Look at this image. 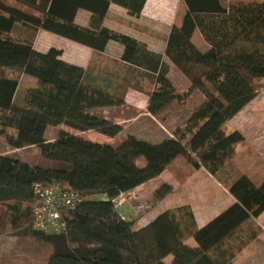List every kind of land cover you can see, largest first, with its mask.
Listing matches in <instances>:
<instances>
[{
    "label": "trees",
    "instance_id": "obj_1",
    "mask_svg": "<svg viewBox=\"0 0 264 264\" xmlns=\"http://www.w3.org/2000/svg\"><path fill=\"white\" fill-rule=\"evenodd\" d=\"M146 1L0 0V137L13 129L16 136L8 134L11 147L37 146L44 158L57 164L32 165L0 154V207L6 214L3 229L26 228L31 236L52 244L48 264H168L165 258L170 254L172 264H226L212 257L211 249L242 222L264 211V181L256 184L246 174L229 187L238 201L202 228L187 205L168 209L139 229L115 209L113 197L162 174L178 157L195 168L219 174L235 156V145L245 140L240 130L226 133L222 127L257 96L250 78H264V1H231L225 6L220 0H184L187 10L182 22L172 26L165 49V55L192 80L182 94L169 81L162 54L104 24L112 2L139 16ZM80 9L92 13L88 26L76 21ZM39 28L97 51H105L112 41L121 44L125 62L156 75L148 107L152 114L173 101L186 102L196 89L203 92L204 99L172 136L159 142L129 134L121 145L114 146L64 129L49 140L47 128L62 124L115 137L123 126L91 110L123 105L125 100L123 95L87 83L85 68L63 60L62 49H36L34 35ZM196 30L207 49L194 44ZM222 61L227 68L219 79L211 70ZM194 66L202 69L216 92L192 73ZM8 70L15 73L8 74ZM20 73L39 79L27 92L24 104L15 100ZM36 182L82 191L83 202L63 212L66 231L55 234L33 228V211L39 204L33 190ZM172 189L162 186L155 198H165ZM95 194L107 199L93 198ZM188 238H194L198 246L186 244Z\"/></svg>",
    "mask_w": 264,
    "mask_h": 264
},
{
    "label": "rangeland",
    "instance_id": "obj_2",
    "mask_svg": "<svg viewBox=\"0 0 264 264\" xmlns=\"http://www.w3.org/2000/svg\"><path fill=\"white\" fill-rule=\"evenodd\" d=\"M148 3L146 5V10L144 14V10H142L139 16H131L129 17L130 13L128 10L120 9L119 6L113 5L109 13V17L106 19V26L115 27L117 29H121L118 31H124L123 33L132 35L130 32L138 34L137 26L140 24V21H144L145 19L148 22H153L155 24H160V30L163 31L161 37L167 32L174 24H180L182 22L183 16L187 10V5L184 0H147ZM146 1V2H147ZM224 4H226L229 0H222ZM231 1V0H230ZM233 3L239 1H258V0H232ZM121 10L122 12V19L119 18L118 20V11ZM144 14V15H143ZM118 16V17H117ZM124 16V17H123ZM131 20V21H130ZM120 26V28H119ZM123 26V27H121ZM128 30L130 32H128ZM147 30H149L147 28ZM145 31V30H144ZM148 33V31H147ZM146 33V35H147ZM134 35V34H133ZM145 36V35H144ZM148 36V35H147ZM152 38H156L152 36ZM151 36L145 37V39H152ZM194 44L202 50L207 49V44L205 43L202 34L199 30H196L194 36L192 38ZM56 45H64L67 46L66 43H63L59 39L53 40ZM151 41H148L150 43ZM112 44H116L113 42ZM118 44V43H117ZM160 47L161 51L165 50V42L164 40L157 45ZM113 50L112 48H110ZM109 49V51H110ZM166 56V55H165ZM165 65L168 67L169 71L167 77L169 76V81L175 87L176 92L182 94L187 91L192 86L191 78L184 73V71L175 65L169 58L166 56ZM94 64V66H98L99 70L104 66L112 72L109 75V78L114 80V85L117 87L116 90H108L111 93L117 94L121 92V95H127L132 93L133 91L130 88H140L143 89H155V82H156V75H151L146 71H142L138 67H133L129 64L124 63L122 60H112L109 57L100 55L98 58L94 55L91 58L90 65ZM227 68V63L222 61L217 65L214 69L211 70V73L214 74L217 78L222 79L225 75V71ZM15 73L14 71L8 70L7 73ZM192 73L198 76L201 79L205 86L212 92H216L215 88L210 84V82L203 76L202 69L194 66L192 69ZM106 76V74H104ZM20 76V84L16 93V103L17 104H24L27 92L31 88H35L38 83L39 79L29 74H19ZM251 83L253 84L254 89L258 92L257 96L254 100L248 105L241 113L235 116L233 119L229 120L224 124L222 127V131L231 132L237 128H241L247 132V139H251L254 135V130L252 129L251 123L248 122L250 115L252 116L257 115L259 117H264V78H250ZM92 85L96 88H101L98 85L105 86V83H94ZM121 89V90H120ZM144 90V89H143ZM129 92V93H128ZM137 93H139L136 90ZM203 92L196 89L193 93L188 97L186 102L180 103L178 101V106H173L168 113H164L161 115L162 118L153 119L152 117H148L149 114L145 113L143 110L142 112H138L136 109L129 107V106H119V107H108L99 111L102 115L108 117L110 120H122L127 119L125 121H121V125L123 126V130L116 135L115 137H110L104 134L98 133H88L86 136L94 140L100 141H110V143L114 146L121 145L127 138L129 134L137 135L138 137L157 141L160 140V131L164 130L167 135H170L179 125L180 119H184V114L187 112L195 109L197 105H199L202 97ZM99 108V107H98ZM172 112H178L174 119H177L178 122H174L170 120V114ZM151 116V115H150ZM165 116V118H163ZM129 118V119H128ZM149 118V119H148ZM247 118V119H246ZM64 125V124H62ZM64 128V126H61ZM59 126L50 125L47 128L46 135L53 136L58 135L60 132ZM8 134L15 135L16 132L13 129L8 130V132L0 137V154H9L11 156L17 157L21 160L29 162L32 165H42L44 167H53L56 166V162L46 159L41 155L40 148L37 146H25L23 148H13L9 145L8 142ZM85 136V137H86ZM87 138V137H86ZM246 139V137H245ZM239 143L240 145L237 147V157H233L234 159L231 160L225 168L220 172V174L213 175L212 178L209 177L206 171L198 170L193 167V165L188 164L187 160L183 157H178L168 168L157 177L149 180L144 185L145 192L149 191V194H145L143 192L131 193V195L126 196V201L135 200L136 202L141 201L139 204L141 208H148L146 207L151 205L157 201L155 198L156 191L160 189L164 185L175 184L178 186L179 183H183L184 181H194V184L200 183L205 180L214 182L217 180L221 181L222 183H227L225 178L229 176L234 170L242 169H249L250 164V157L246 156V150H249L251 143L249 141ZM236 147V145H235ZM139 164L143 165V158H140ZM233 164V165H232ZM172 167L174 169L172 170ZM242 172H248L247 170H241ZM234 173V172H233ZM175 175V176H174ZM215 177V178H214ZM213 180V181H212ZM204 186L203 188L209 189L207 183H202ZM193 185V183H192ZM180 186V185H179ZM173 187V186H172ZM181 188H175L176 191L173 194H169L165 197V201L171 203L172 196L176 198L178 196V192L182 190ZM156 190V191H155ZM186 188H184V191ZM200 194H207V191L204 189L201 190ZM102 194H95L93 198L99 199ZM140 195V197H139ZM196 194L190 191V198L193 199ZM129 199V200H128ZM164 199V198H163ZM162 200V199H161ZM159 205H163V203ZM190 207V206H189ZM122 206L118 209V212L122 211ZM259 217V216H258ZM6 214L4 212L3 207H0V264H48L51 255L53 254V246L49 242H45L43 240H39L30 235L26 228H21L17 231L6 232L3 228L5 225ZM263 224L264 226V213L259 218V226ZM262 227V226H261ZM264 239V236H262ZM174 260L173 254L168 255L165 258L166 263L172 264Z\"/></svg>",
    "mask_w": 264,
    "mask_h": 264
},
{
    "label": "crops",
    "instance_id": "obj_3",
    "mask_svg": "<svg viewBox=\"0 0 264 264\" xmlns=\"http://www.w3.org/2000/svg\"><path fill=\"white\" fill-rule=\"evenodd\" d=\"M220 1L222 2V4H224V2L222 0H220ZM231 1L229 0L224 5L225 6L229 5V3ZM260 1H264V0H260ZM147 3H148V1L145 3V6L143 8L144 14H145V10H146L145 7H146ZM113 5L119 6V8L121 7L120 9H123L125 11L128 10L127 8H125L123 6H120V5L112 2L110 5V8H109V11L106 15L105 23H106V19L109 17V13H110L111 9L113 8ZM117 11H118L117 13L119 16V17L117 16L118 20H119V18L122 19L123 14H122L121 10H117ZM129 15H130L129 17L132 16L131 14H129ZM91 16H92V13L89 10L80 9L77 13L76 21L80 25L88 26L90 23ZM139 23L140 24H138V26H137L138 34L130 32L129 30H128V32H130L133 37L137 38L141 42L146 43L148 48L151 49L152 51L162 54L164 61H165V59H167L165 56V50L161 51L160 47H157V45L160 44V42L164 40L165 49H166V44H167V40H168L171 29H169L166 36L164 34L161 37V34L163 31H161L159 28L160 24L148 22V20H146V19L144 21H140ZM107 27L115 29V30H121V29H117L115 27H110V26H107ZM121 27H123V26H121ZM119 28H120V26H119ZM147 28L149 30H147ZM147 31H148V33H147ZM120 32H122V31H120ZM146 33L148 36H151V38H152V36H155L156 38L146 40L145 37H148L146 35ZM55 38L59 39L63 43H66L67 46L65 47L64 45H56V43H54V41H53ZM148 41H151V42L148 43ZM113 42L114 41H112L108 44L105 51H97V50L93 49L92 47H89L87 45H84L82 43H79L77 41L63 37L61 35H58L56 33H53L51 31H48V30H45L42 28L37 29L35 32V35H34V46L36 49H38L40 51H47L51 47H56V48L62 49L63 54H62L61 58L63 60L70 62V63H73V64H76V65H80V66L85 68L86 79H87L85 81L87 83H89L91 85H95L94 83H97V81L100 83H103V81H104L105 86H103V85H98V86H100L101 88L106 89V90H116L117 91V87H116V85H114V80L112 78H109V75L112 72V70H109L108 68H106L104 66L99 70L98 68H100V67H98L97 65L96 66H94V64L90 65L91 58L94 55L97 58L100 55H103V56L109 57L112 60H122L124 63L129 64L122 59L124 47L119 43L117 44V42H116V44H112ZM110 48H112L113 50H111ZM109 49H110V51H109ZM129 65H131V64H129ZM131 66H133V65H131ZM133 67H136V66H133ZM139 69H141L142 71H146V72L150 73L151 75H154L152 72H150L148 70H145L142 68H139ZM104 74H106V76ZM168 78H169V76H168ZM143 89H141V87L135 88V90L130 88V90L133 92L132 93L128 92L129 94H127V95L125 94L124 95L125 103L123 105H119V106H126L127 105L129 107L136 109L138 112H140V111L142 112L144 110L145 113L149 114L148 117L149 118L152 117L153 119L162 118L161 115H163L164 113L171 112L170 109L173 106H175V110H176V107L179 104L177 100L171 102L169 105H167L163 110H161L157 114H152L149 111L148 107H149V103L151 100V94L154 91V87L150 90L145 89V88H143ZM136 90L139 93H137ZM121 92L122 91L118 92V95L122 96ZM203 99H204V96L202 97V99H201L199 105H197V107L201 105ZM250 103H248L239 113H241L248 105H250ZM119 106H115V107H119ZM108 107H111V106L94 108L91 110V112L96 113V114L102 116L103 118L113 122V123L122 124L121 121L127 120V119L110 120L108 117L99 113V111L106 109ZM112 107H114V106H112ZM193 110L182 115V116H184V119H180L179 120L180 123L184 122ZM177 113L178 112H172L170 114V120L171 121L173 120V117H175L177 115ZM252 114L248 118V119H250V120H248V122L251 123L252 129L254 130V132H253L254 135L251 137L250 140L247 139L248 136H247V132L245 130H243L241 128H237V130H240L244 134V136L246 137V139L242 142L245 143V142L249 141L251 143L249 150H246V156L250 157L251 166L249 169H243V168L241 169L240 168L239 170H237V169L234 170V168H233V170L229 174V176H227L225 178L227 183H222L221 181L217 180L216 182H214V185H213L212 182H209L208 180L206 182L205 180H203L201 182V184L200 183L194 184L195 183L194 181L186 180L182 184L179 183L178 186H175V184H172L173 189H172L171 194H173L176 191L175 188H181V187H183V188L180 192H178V196L176 198H174L175 196H172L171 203H168L167 201L162 202V201H165V198H164L162 200H157L156 202L151 203L150 207H148L146 209L145 208L140 209V206H139V204L141 203L140 200H138L140 203L136 202L135 200L125 201L122 205V208H121L122 211L120 213H123L127 216L131 215L132 217L130 220L134 221V225H135L134 228L139 229V228L149 224L151 221H153L162 212H164L168 209H174V208H177L180 206L187 205V206H190L191 210L194 213L197 226L199 228L205 227L207 224H209L216 217H218L220 214L225 212L228 208H230L234 203H236L238 201L237 198L230 192L229 187L239 176L246 174L256 184H261L264 181V117H259L257 115L252 116ZM163 118H165V116ZM173 121L178 122L177 119H174ZM61 126H64V128ZM59 128L64 129V130L69 131V132L74 133V134L83 135L84 137L88 133H98L99 135L102 134V133H100L96 130H93V129L80 132V131H77V130H75L71 127H68L66 125H59ZM159 131H160V136H161L160 140H157V141L155 140L153 142H159L161 140L167 139V137L172 136L173 132H174L173 131L170 133V135H167L166 132H164V130H159ZM56 136H57V134L53 135V136H47L46 135V138L49 140H53ZM86 137L88 139H91V137L90 138L88 136H86ZM91 140L97 141L100 143H106V142L110 143V141H100V140L98 141V140H94V139H91ZM150 141H152V140H150ZM239 145L240 144L237 143L236 147H235V149H236L235 156L236 157L238 154L237 147ZM173 169H174V167H172V170ZM195 169L206 171L207 174L209 175V177H211V178L213 176V174L211 172H209L204 167L195 168ZM241 170H247L248 172H242ZM192 183H193V185H192ZM202 183H207L209 189L203 188L204 185ZM144 185H146V183L134 188L133 190H130V192L135 193L137 191L138 193H140V192H143V190H144V193L146 195L149 194V191L145 192V190H147V189H144ZM184 188H186L185 191H184ZM202 189H204V191H207L208 193L207 194H200L202 192L201 191ZM191 190H192V193L196 194V196L193 199L190 198V191ZM139 197H140V195H139ZM99 199H107V196L102 194L99 197ZM161 202L163 203V205H159ZM263 213H264V211L259 215V217L248 218L247 220L242 222L238 227H236L229 235H227L219 243V245H217L216 247H213L211 249L212 257H219L221 259V261H225L226 264H264V239L262 238V236H264V226H263V224H261L262 227L259 226V218ZM186 244H188L192 247L198 246V244L194 238H188L186 241Z\"/></svg>",
    "mask_w": 264,
    "mask_h": 264
},
{
    "label": "built area",
    "instance_id": "obj_4",
    "mask_svg": "<svg viewBox=\"0 0 264 264\" xmlns=\"http://www.w3.org/2000/svg\"><path fill=\"white\" fill-rule=\"evenodd\" d=\"M33 190L39 197V204L33 211V228L45 233L55 234L66 231L67 222L63 212L73 209L83 202L84 195L82 191L64 188L59 184L47 185L41 182L34 183ZM128 195H131L129 191L121 192L111 199L117 211L126 201ZM146 207L149 206L146 205ZM119 215L123 220H130L132 217L120 212Z\"/></svg>",
    "mask_w": 264,
    "mask_h": 264
}]
</instances>
